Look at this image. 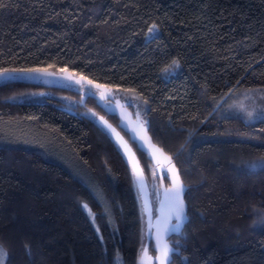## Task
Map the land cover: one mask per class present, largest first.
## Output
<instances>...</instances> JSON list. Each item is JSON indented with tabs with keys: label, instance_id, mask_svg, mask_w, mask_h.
Here are the masks:
<instances>
[{
	"label": "trees",
	"instance_id": "obj_1",
	"mask_svg": "<svg viewBox=\"0 0 264 264\" xmlns=\"http://www.w3.org/2000/svg\"><path fill=\"white\" fill-rule=\"evenodd\" d=\"M6 69L68 72L138 98L149 135L188 187L190 222L170 239L175 264H264V229L253 227L264 217V170L240 171L241 161L264 160V0H0ZM79 87L0 81L6 264L138 263L131 172L90 117L104 116L95 94ZM49 91L76 111L36 97Z\"/></svg>",
	"mask_w": 264,
	"mask_h": 264
},
{
	"label": "water",
	"instance_id": "obj_2",
	"mask_svg": "<svg viewBox=\"0 0 264 264\" xmlns=\"http://www.w3.org/2000/svg\"><path fill=\"white\" fill-rule=\"evenodd\" d=\"M44 72L51 73V75H45ZM4 73V72H1ZM8 75L11 76V78H0V81H7L9 79H12L13 77L19 76L24 77L26 79H30L31 81H41V80H48L50 83H52L55 87H63L64 82H66L68 85L72 86H81L85 85L90 87L91 89L98 92V95L94 96V99L96 101L97 106L102 110L104 115L106 116H114L117 118V125H112L106 117L99 116L97 117V124L102 127L108 134V136L111 138V140L114 142L116 147L118 148L119 152L123 156L124 160L126 161V164L131 172L132 178L134 180L133 176V165H136V173L141 174V164L139 162V159L137 158L135 151L131 147V144H133L137 150V146L142 144L143 145V154L145 156V159L150 163V165L156 170V173L159 177L160 182V193L158 196L159 201L164 200V192L166 189L170 188L172 186V182L170 179L171 173H168L169 178H167L169 185L165 186L164 184V176H162L161 172L166 173L167 169L171 167L174 163L169 161L167 157H171L168 154H166L163 150V154L161 152L157 151L156 149H161L158 145H156L152 138L149 142L148 137H151L149 135V132L147 130V133L144 132L142 128V122L139 120L138 116L134 115L133 112H131L127 105L125 103H122L120 101H116L113 104H106L105 101L109 100L111 98V91L107 89L104 86L101 87H95V83L88 84V80L77 78L72 76L68 72L63 73H52L48 71L43 72H8ZM70 76L71 79H65V77ZM76 81H80V83H76ZM101 93L104 94V99H101ZM102 118V119H101ZM104 121L107 122V125H111V128H108L107 125L104 123ZM112 129H115V132L112 131ZM148 129V125H147ZM126 134L128 136V139H126L122 133ZM132 137H135L133 140ZM121 142L123 144L127 145V150L122 147ZM138 151V150H137ZM140 152V151H139ZM131 158V159H130ZM138 161V164L136 162ZM175 165V164H174ZM176 168V166H175ZM177 169V168H176ZM178 170V169H177ZM179 171V170H178ZM142 177L144 181V187L140 189V206L142 207L143 214H144V222H145V244L143 246L145 256V264H159V260L157 259V256L159 255L158 251H155V222L156 219L160 216V212L158 211L160 205L157 201V206L155 209V216H152V206L150 202V192L149 188L147 186L143 170H142ZM185 186V185H184ZM136 187V186H135ZM187 189L188 187L185 186ZM136 190L138 191L137 187ZM186 193V192H185ZM185 193H184V201H185ZM186 205V211H187V203L185 201ZM175 221H173L174 223ZM171 237H176V235L167 237V242L169 243L170 247H173L175 249H178L176 256L180 255V249L176 247L174 243L170 240ZM152 246V253L149 251V246ZM142 253L139 255L138 263L140 264ZM174 256V255H173ZM172 256V259H173Z\"/></svg>",
	"mask_w": 264,
	"mask_h": 264
},
{
	"label": "snow or ice",
	"instance_id": "obj_3",
	"mask_svg": "<svg viewBox=\"0 0 264 264\" xmlns=\"http://www.w3.org/2000/svg\"><path fill=\"white\" fill-rule=\"evenodd\" d=\"M148 32L151 34L150 39L154 40L158 38L157 36V26L155 24L152 25L151 28L148 29ZM179 61L173 60L172 65L169 67H175L179 68ZM14 72H43L41 69H16L13 70ZM63 71V69H62ZM167 71V69H165ZM45 75H51V73L44 72ZM0 78H11V76L8 75V70L6 69L4 73H0ZM65 79H71L70 76L65 77ZM83 79V77H82ZM76 83H80V81H76ZM88 84H92V81L89 80ZM95 87H101V85H95ZM127 91H134L133 89H127ZM101 99H104V94L101 93ZM219 106V105H218ZM139 115V113H138ZM248 116L251 117L252 113L249 112ZM102 119V118H101ZM258 119L261 120V122H264V114H262ZM104 123L107 125V122L104 121ZM142 128L145 133H147V121L145 120L142 123ZM108 128H111V125H107ZM113 132H115V129H112ZM192 136V133L189 132L187 135V139L190 140ZM134 140L135 137H132ZM149 142L151 141V137H148ZM122 147H124L127 150V145L123 144L121 142ZM137 150L140 151L143 154V145L140 144L137 146ZM157 151L161 152L163 154L162 149L157 148ZM131 159V158H130ZM169 161H171V157H167ZM138 164V161L136 162ZM258 170H264V160L260 161H241V168L240 171H249V172H256ZM168 173H171L170 179L172 182V186L165 190L164 192V200L159 201L158 203L160 205L158 211L160 212V216L156 219L155 222V251H158L159 255L157 256V259L159 260V264H175L174 260L172 259V256L177 254L178 249H175L173 247L169 246V243L167 242V237L176 235L180 236L183 233V229L185 225H187L190 222L189 216L187 215L186 211V205L184 201V193L188 191V189L184 186V183L180 177L179 171L175 168V165H171L169 169H167V172L165 173L164 178H169ZM133 176H134V186L137 187V199H140V189L144 187V181L142 177V170L141 174L136 173V165H133ZM82 209L86 210L89 217L92 219L93 223H95V214L92 212V210L89 208V205L84 202L81 204ZM104 215H109L110 212L107 207H104L103 209ZM143 219V217L141 218ZM173 221H175L173 223ZM111 222V221H110ZM254 228H261L264 229V217H261L256 224L253 225ZM98 231V229H97ZM102 239V238H101ZM178 243V241H177ZM142 256L140 260V264H145V256L143 247L140 249ZM7 252L4 250L3 246L0 245V264H6L7 261ZM114 264H122V260L117 255Z\"/></svg>",
	"mask_w": 264,
	"mask_h": 264
},
{
	"label": "rangeland",
	"instance_id": "obj_4",
	"mask_svg": "<svg viewBox=\"0 0 264 264\" xmlns=\"http://www.w3.org/2000/svg\"><path fill=\"white\" fill-rule=\"evenodd\" d=\"M64 87H67L68 89H80L79 86H70L68 85L66 82L62 83ZM83 91L82 94L84 93H91V94H95V96L97 95V92L92 89H83L81 90ZM111 94H114L115 97H118L120 99L121 102L126 103V105L130 106L133 109V113H139L140 119L143 122L144 116H145V111H146V107L143 104V102H141L138 98H136L135 96H133L130 93H123V92H112ZM63 93H59V92H55V91H49V92H44L42 95L40 96H36L38 97L39 100H44V98L46 96H50L51 99H54L56 101H58L60 103L61 106H63L65 109L67 110H72V111H76V107L74 106V103L69 100L68 98H65V96H63ZM81 111V110H80ZM82 112V111H81ZM99 115V113H92L90 114V117L96 122L97 120V116ZM102 116V115H101ZM105 117V116H104ZM109 121L113 124L116 125V120L114 118H108ZM93 121V122H94ZM125 136V135H124ZM125 138L127 139V137L125 136ZM132 145V144H131ZM133 148V150L135 151V154L137 156V158L139 159V162L141 164L142 170H143V174L147 183V186L149 188V192H150V202H151V206L153 207L154 205L156 206V202H155V183H158V179L156 177L157 173L153 170L152 166L150 165V163H148V161L145 159L144 154H141L137 152L136 148L134 147V145L131 146ZM139 204H140V200H139ZM155 209V207H154ZM154 209L152 208V215H154L153 211ZM139 211H140V223H141V236H142V245L141 248L144 246L145 244V222H144V214H143V210L142 207H139ZM143 217V219H141ZM172 241V240H171ZM172 243H174L172 241ZM151 251V249H150ZM151 253V252H150Z\"/></svg>",
	"mask_w": 264,
	"mask_h": 264
},
{
	"label": "flooded vegetation",
	"instance_id": "obj_5",
	"mask_svg": "<svg viewBox=\"0 0 264 264\" xmlns=\"http://www.w3.org/2000/svg\"><path fill=\"white\" fill-rule=\"evenodd\" d=\"M97 92V91H96ZM97 95H98V92H97ZM116 101H120V99L118 98V97H115L114 96V94H111V98L109 99V100H106L105 101V103L106 104H113V103H115ZM121 102V101H120ZM123 103V102H122ZM126 104V103H125ZM127 107H128V109L130 110V108H129V106L127 105ZM131 111V110H130ZM131 112H133V111H131ZM135 116L137 115V116H139L137 113H133ZM106 118H107V120L109 121V119L108 118H114L116 121H117V118L116 117H114V116H106V115H104ZM139 118V120L142 122V120L140 119V117H138ZM110 122V121H109ZM111 123V122H110ZM143 123V122H142ZM112 124V123H111ZM113 125V124H112ZM116 125H117V122H116ZM116 125H114V126H116ZM122 133V132H121ZM122 135L124 136H126L127 137V139H128V136L126 135V134H124V133H122ZM124 136V137H125ZM132 146V145H131ZM153 168V167H152ZM153 170L156 172V170L153 168ZM161 174H162V176H164L165 177V173L164 172H161ZM156 177H157V179H158V183L156 182L155 183V188H156V190H155V195H156V197H155V202H156V206H157V198H158V196H159V193H160V182H159V177H158V175H156ZM164 181H167L166 183H164L165 184V186H168L169 185V183H168V180H167V178H164ZM156 206L154 205L152 208L154 209V207H155V209H156ZM155 209H154V211H153V213H154V215H152L153 217L155 216ZM152 253V252H151Z\"/></svg>",
	"mask_w": 264,
	"mask_h": 264
}]
</instances>
